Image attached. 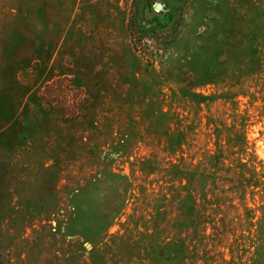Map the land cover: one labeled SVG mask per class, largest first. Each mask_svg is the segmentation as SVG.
Masks as SVG:
<instances>
[{"label": "rangeland", "instance_id": "obj_1", "mask_svg": "<svg viewBox=\"0 0 264 264\" xmlns=\"http://www.w3.org/2000/svg\"><path fill=\"white\" fill-rule=\"evenodd\" d=\"M0 264H264V0H0Z\"/></svg>", "mask_w": 264, "mask_h": 264}, {"label": "water", "instance_id": "obj_2", "mask_svg": "<svg viewBox=\"0 0 264 264\" xmlns=\"http://www.w3.org/2000/svg\"><path fill=\"white\" fill-rule=\"evenodd\" d=\"M155 10L158 12H161V11H163V6L160 3H158L155 5Z\"/></svg>", "mask_w": 264, "mask_h": 264}, {"label": "trees", "instance_id": "obj_3", "mask_svg": "<svg viewBox=\"0 0 264 264\" xmlns=\"http://www.w3.org/2000/svg\"><path fill=\"white\" fill-rule=\"evenodd\" d=\"M144 33H146L147 31H143Z\"/></svg>", "mask_w": 264, "mask_h": 264}]
</instances>
